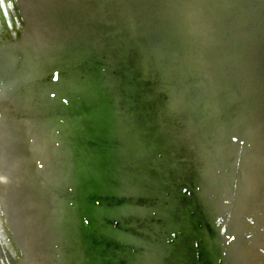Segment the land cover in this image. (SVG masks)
I'll list each match as a JSON object with an SVG mask.
<instances>
[{"label":"water","instance_id":"water-1","mask_svg":"<svg viewBox=\"0 0 264 264\" xmlns=\"http://www.w3.org/2000/svg\"><path fill=\"white\" fill-rule=\"evenodd\" d=\"M10 3L0 264H264V0Z\"/></svg>","mask_w":264,"mask_h":264},{"label":"snow or ice","instance_id":"snow-or-ice-1","mask_svg":"<svg viewBox=\"0 0 264 264\" xmlns=\"http://www.w3.org/2000/svg\"><path fill=\"white\" fill-rule=\"evenodd\" d=\"M4 3H5V4L7 3V6H9V7L11 6L10 0H4ZM54 78H55V79H59V74H56ZM54 95H55V93H54ZM65 103H67V101H65ZM235 139H236V137L234 136V137H233V140H235ZM240 143L243 144L244 141L241 139V140H240ZM235 239H236L235 236H231V238H230L231 241H234ZM262 251H264V249H262Z\"/></svg>","mask_w":264,"mask_h":264}]
</instances>
